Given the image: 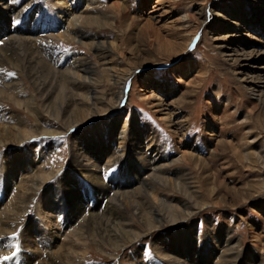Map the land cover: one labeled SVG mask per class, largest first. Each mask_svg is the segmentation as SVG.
<instances>
[{
	"label": "rangeland",
	"instance_id": "374dc122",
	"mask_svg": "<svg viewBox=\"0 0 264 264\" xmlns=\"http://www.w3.org/2000/svg\"><path fill=\"white\" fill-rule=\"evenodd\" d=\"M27 1L33 5L21 22L14 20L12 24H5L0 19V37L8 28L13 35L24 34L28 29L32 32V28L37 27L36 23L29 28L34 15L39 16L46 10V0ZM116 1L100 0L96 7L110 24L116 25L98 28L90 23L93 25L82 27L86 35H94L110 44L111 54H104L105 67L95 47L90 49L58 38L52 44L66 53L86 58L96 70L92 80L100 82L99 90L105 95L108 90L103 70L110 69L114 80L122 82L121 86L112 88L113 94L122 88L121 102L115 105L121 124L135 119L141 128L151 132L161 150L176 160L169 171L182 169L197 181L199 193L201 191L197 203H202L203 207L186 223L176 227L165 225L133 244H121V248L114 251L105 247L103 254L97 245L87 242L85 249L76 251L79 264H128L133 263L136 255L147 261L153 254L152 241L163 235L180 236L187 228L202 235L207 228L215 232L217 247L208 254L216 255L215 263L223 244L217 238L227 231L233 255L240 254L239 264H254L249 256L251 252L254 256L259 252L264 255V0H119V14L112 6ZM51 32L47 30L44 34L58 35L55 30ZM46 55L43 57L47 58ZM62 63L66 65L68 60ZM2 69L13 72L7 65ZM14 74L23 80V73ZM25 81L24 95H34L32 84ZM7 103L0 100L1 105L17 113L28 126L34 124L24 109ZM39 116L47 125H43L46 129L62 133L53 137L38 136L15 149H0V161L2 154L37 152L38 161L44 167L40 172L55 173L54 177L41 181L25 219L19 220L29 223L31 232H36V239L42 232L32 215L42 214V200L48 190L58 189L69 178L79 198L83 203L88 202V208L92 209L101 196L70 165L72 143L78 142L88 129L77 127L66 132L65 127H60L61 123L43 112L40 111ZM178 139L183 145L177 144ZM184 151L192 156V163L177 160ZM124 167V161L116 163L105 181L122 180ZM163 195L170 205H176L180 197L167 190ZM58 229L60 235L66 230L59 224ZM4 238L0 237V264H24L20 258L23 247L16 242V235L1 242ZM42 241L45 242L44 237ZM45 246L50 248L49 244ZM86 250L85 256L82 253ZM205 255L202 258L206 259Z\"/></svg>",
	"mask_w": 264,
	"mask_h": 264
},
{
	"label": "bare ground",
	"instance_id": "6f19581e",
	"mask_svg": "<svg viewBox=\"0 0 264 264\" xmlns=\"http://www.w3.org/2000/svg\"><path fill=\"white\" fill-rule=\"evenodd\" d=\"M99 3L100 0H46L43 14L34 15L35 19L29 28L36 23L38 25L32 28V32L28 29L24 34L16 32L12 35L8 28L0 37V100L24 109L34 123L28 126L17 113L0 104V149H15L38 136L53 137L61 134V131L58 133L43 126L46 124L39 116L40 111L53 121L61 123L60 127H65L66 132L72 128L85 127L88 129L87 133L78 142L73 141L70 148V165L77 175L93 186L99 196L101 194L91 209V206L88 208V202L83 203L84 200L79 198V193L72 187L69 178L59 188L58 184V189L48 190L42 200V214L38 215L36 212L32 215L34 220H38L42 232L36 239V232H31L29 223L19 220L25 219L29 204L43 183L41 181L54 177L55 173H41L44 167L38 161L37 152L32 150L27 155L19 152L14 156L9 153L2 154L0 237L5 238L1 242H7L11 235H16V242L23 247L20 258L24 260V264H79L76 251L85 249L87 242L97 245V249L103 254L105 247L114 251L120 249L121 244H133L142 236L152 235L165 225L178 226L186 223L194 216L195 211L203 207L202 203H197L201 193L197 181L189 178L182 169H176L173 173L169 171L170 165L176 160L161 150L151 132L143 126L141 128L135 119L121 124L115 105L120 104L123 92L119 87L117 94H113L112 88L114 85L121 86L122 82L114 80L110 69L103 70L108 90L105 95L103 90H99L100 82L92 80L96 70L94 71L86 58L66 53L52 44L58 38L67 42H78L90 49L95 47L99 52V59L103 61L102 67H105L107 57L104 54H111L110 44L82 31L85 25L96 24L98 28L116 25L110 24L105 16L96 11ZM31 5L33 4L27 0H19L18 3L13 0H0V19L5 24H12L14 20L21 22ZM112 6L119 14V0ZM47 30H55L58 35H45ZM45 53L47 58L43 57ZM67 60L68 64L62 63ZM5 65L12 68L14 73H23V80L20 81L12 71L3 70ZM25 80L32 84L34 95L25 94L28 96L25 97ZM140 86L144 88L142 83ZM178 142L177 144L183 145ZM191 158L184 151L177 160L187 164ZM121 161L126 165L121 171L123 179L118 181L115 178L116 183L113 180L105 181L109 170ZM68 176L71 178V174ZM166 190L180 196L176 205L168 204L166 197L161 196ZM58 224L66 229L62 235ZM191 230L187 228L180 236H161L152 241L153 254L149 260L144 261L140 255H136L133 263L128 264L241 262L240 254L233 255L232 240L228 239L229 232H223L217 238L223 244L222 247L219 246L222 251L215 263L216 255L208 256L217 247L215 232L207 228L202 235L197 234L195 229ZM9 244L11 247V242ZM45 244H49L50 248ZM13 248L12 246L11 249ZM87 252L83 251L82 254L87 255ZM204 254L207 260L202 258ZM249 256L254 264H264V255L260 252L256 256L251 252Z\"/></svg>",
	"mask_w": 264,
	"mask_h": 264
},
{
	"label": "snow or ice",
	"instance_id": "6c2138e0",
	"mask_svg": "<svg viewBox=\"0 0 264 264\" xmlns=\"http://www.w3.org/2000/svg\"><path fill=\"white\" fill-rule=\"evenodd\" d=\"M13 2H16V3H18V2H19V0H13ZM9 75H11V74H9ZM4 259H5V260H7V259H10V257H4Z\"/></svg>",
	"mask_w": 264,
	"mask_h": 264
}]
</instances>
